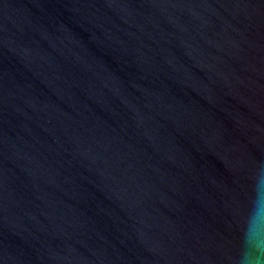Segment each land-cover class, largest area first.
<instances>
[{
    "label": "water",
    "instance_id": "obj_1",
    "mask_svg": "<svg viewBox=\"0 0 264 264\" xmlns=\"http://www.w3.org/2000/svg\"><path fill=\"white\" fill-rule=\"evenodd\" d=\"M0 264H264V0H0Z\"/></svg>",
    "mask_w": 264,
    "mask_h": 264
},
{
    "label": "clouds",
    "instance_id": "obj_2",
    "mask_svg": "<svg viewBox=\"0 0 264 264\" xmlns=\"http://www.w3.org/2000/svg\"><path fill=\"white\" fill-rule=\"evenodd\" d=\"M257 252H259V249L257 250Z\"/></svg>",
    "mask_w": 264,
    "mask_h": 264
}]
</instances>
